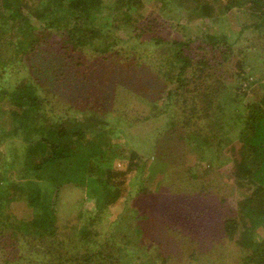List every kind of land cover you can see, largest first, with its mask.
Segmentation results:
<instances>
[{
  "label": "trees",
  "instance_id": "obj_1",
  "mask_svg": "<svg viewBox=\"0 0 264 264\" xmlns=\"http://www.w3.org/2000/svg\"><path fill=\"white\" fill-rule=\"evenodd\" d=\"M40 1H44L46 5L41 7ZM105 1L0 0V19L5 20V23L11 22L12 28L22 30L26 39L29 38L28 32H32L29 25L31 22L28 21V18L32 17L34 22L31 24L42 22L46 30L48 28L47 32L51 33L50 37L58 32L61 33L59 37L51 40L52 45H57L55 48L59 52L64 51L65 54L70 50H76L85 60L78 63L83 70L78 73L74 83L79 86L71 91L67 86L60 90V92L64 91L65 101L63 107L59 106L58 112L64 113H58L55 108H51V113H58V121L55 116L46 117L44 107L41 108L37 102V90L31 83L16 88H12L13 84H11L8 90L0 88L2 98L5 95L8 97L9 116L14 120L12 125L14 135L12 132L2 130L0 145L3 142L6 143V139L8 140V153L14 162V167L22 169L25 162L28 163L29 157L34 155L35 162L31 172L41 171L44 161L42 159L39 162V156L50 151L53 154L48 160L58 162V182L43 194L35 189H29L28 193L21 185V187L9 188L6 184L7 179L3 177L6 181L0 186L1 246L8 255L15 256L12 259L7 258L4 263L15 261L16 253L13 249L16 247L26 249L40 243L45 245L40 246L42 250H45L44 255H48L53 260L57 256L58 260L71 257V252L75 251L72 255L74 258L68 261L77 260L78 264H120L118 257L125 254L126 246L134 242L140 248V239L145 237L154 244L158 243L159 248H155V254L151 255L153 247L149 243L144 249L140 248L144 253L149 252L139 264H178L172 259L171 254L161 250L164 244L162 240L152 238L154 233L141 221L137 225L126 227L130 233L124 234L120 231L117 238L110 236L105 243L92 241L91 232L86 229L88 226L81 224L75 234L81 244H87L84 252L81 253L78 250V243V245L69 246L73 241L67 238L68 229L64 225L62 227V220H60L63 208L58 206L60 187L62 186L63 189L65 184H74L79 187V190H82L81 194L86 196L81 205L87 206V212L92 211L94 206L90 200L96 201L97 213L101 212L105 208L112 207L117 201L122 200L126 193L128 194L129 189L126 187L127 184L123 185V178L128 175V178H131L130 172L144 168L150 162L147 160L148 157L153 162H162L169 169L173 148L170 150L171 147L167 146V153L163 154L160 146L164 140L167 143L171 139L174 149L180 147L179 143L187 145L190 151L195 153L197 167L209 159L222 164V159L227 158L222 153V148L226 145L221 137L216 136L222 129L226 135L232 136L231 139L226 137V140L233 152L235 181L245 192L251 189L253 193L240 203V213L244 212L239 216L244 230L239 238L237 240L233 238L239 230V219L227 217L225 213L219 223L223 228L222 235L235 240L240 253L231 251L236 253L235 256L241 259L242 264H264V239L257 240L255 232L260 227L264 231V70H261L258 63L249 66L251 67L248 68L249 72H245L249 65V58L245 56V52L248 54L247 49L250 46L239 43L242 40L247 41L251 32L255 31H258L261 39L264 40V0H246L244 9L248 11L247 14L251 19L249 18L248 23L245 22L240 26V33H248L243 35L244 39L239 36L234 42L230 41L226 33L216 34L213 22L216 24L217 19L213 16L210 17L209 24H206L207 29L201 30L199 21H192L194 18L187 15V11L195 10L200 18L205 15L210 16L213 0H191L197 3L196 7H192L193 4L183 0L182 6H184L181 9L184 13L182 10L178 11L182 16L172 19L169 24L172 26L171 29L177 30L173 38H163L159 35L163 26H166L169 21L159 25L148 19L152 14L147 15L142 10L144 8L142 3L150 1V9L155 5L159 7L163 15H168L172 11L171 5L168 4L170 0H117L113 8L114 20L119 21L118 24L125 26L136 38L151 33L155 44H160L155 48L153 60H149L151 72L148 71L146 74L134 72L131 64H128L131 59L128 55L126 56L124 47L118 43L116 37L111 35L113 30L103 28L102 24L96 23L94 15L103 11ZM179 2L180 0L177 3ZM224 2H226L223 5L224 10L241 5L238 0H222V3ZM130 8L135 9V13L129 14ZM17 20H20V23ZM5 25L0 24V28L2 29ZM53 28L56 32L51 31ZM105 29L108 31L104 32ZM64 43L69 44L70 47L64 46ZM88 50L91 51L90 54H87ZM92 53L95 54L93 60H91ZM114 54L119 59L114 57L112 62H109L108 55L111 57ZM122 56L124 59H121ZM140 61L142 59L139 58ZM109 64L111 66H108ZM139 65L144 69L143 64ZM152 70L158 74L155 76L156 79L151 78ZM124 71L128 72L126 75L129 74L132 80L136 78L142 81V84L135 87L138 89L135 91L138 94L144 93L143 99L155 101L154 104H150L149 116L167 114L163 116L166 119L164 124L156 128L153 135L143 140L144 145L140 146L131 145L127 139L123 137L119 139V136L115 135L122 126H114L118 130L116 131L113 126L109 129L111 124L106 122L104 126L107 128H103V124L99 126V123L94 124L82 117L79 120L75 117V113L70 114L67 111L76 107L77 98L75 97L84 93L91 96L95 89L101 88L103 92L99 98L104 104L101 103L98 106L92 102L95 108L91 109V112L105 114L107 117L110 114L116 121L122 123L126 118L125 114H117L114 110H110L108 105L112 104L116 98V87L121 86L120 83L123 80L120 78L125 74ZM158 78L160 82L156 84L155 81ZM148 81H152L153 85L149 86ZM128 83L130 84L131 81L128 80ZM135 83L132 81L131 85ZM144 83L146 87L143 86ZM106 88L110 89V93H104ZM248 95H252L253 98L245 102ZM84 109L80 107L76 112H80L82 116ZM229 111L231 113H228ZM227 114L229 119L225 116ZM149 116H145L143 120H147ZM135 121L138 120L130 118L127 124H133ZM205 128L208 129L204 130ZM212 130L216 131L215 134L210 132ZM23 132L24 135L19 136ZM29 135L39 136L41 140L32 144L29 142ZM11 136L17 137L18 141L8 139ZM149 141L153 143V147L150 146ZM144 147L149 150L147 156L145 154L143 156L140 152V149ZM152 148L153 150H150ZM4 163L7 162L4 161ZM220 168L224 166L221 165ZM218 170V166L213 165L200 167L195 170V173L191 172V177L199 179L200 182L206 178L214 180V175L220 177L215 172ZM31 172H25L24 178L32 177ZM135 186H138L137 182ZM159 189V180L151 182L148 186L141 184L138 188V194L142 195V199L139 208L135 211L140 212V208L143 212L145 211L143 220L147 219L151 209L155 210L153 208L156 207V202L149 195H158ZM50 191L51 195L44 198ZM17 195H20V199L29 200L28 206H32L33 209L29 220L21 219L15 223L12 222L10 213H7L6 203L16 201ZM82 210L79 214H82ZM163 211L167 213V208ZM5 217H8L9 222L4 219ZM209 225L218 227L211 218ZM60 230L64 231L65 235ZM125 255L133 257L129 253ZM220 256L221 254L217 257Z\"/></svg>",
  "mask_w": 264,
  "mask_h": 264
},
{
  "label": "rangeland",
  "instance_id": "obj_2",
  "mask_svg": "<svg viewBox=\"0 0 264 264\" xmlns=\"http://www.w3.org/2000/svg\"><path fill=\"white\" fill-rule=\"evenodd\" d=\"M116 1L117 0H106L104 2L105 7H103V11L94 15L96 17V23L102 24L103 28L113 30L111 35L116 37L118 43L124 47L126 56L128 55L131 59L128 64H131L135 73L146 74L148 71L151 72L149 60H153L152 55L156 53L155 48L160 44H155V40L151 38L153 36L151 33L144 37L136 38L125 26L121 23L118 24L119 21H115L113 18V13L115 12L113 8ZM182 1L183 0H180V2L177 3L178 0H170L168 4L171 5L172 11L168 15L165 14L167 16L162 14L158 6L153 5L152 9H150V1L142 3L144 8L142 7L143 9H141L147 13V15L152 14L148 19L153 20L155 23L157 22L159 25L169 21L166 26H163L159 35L163 38H173L174 32H177V30L174 31L171 29L172 26L169 24H171L172 19L182 16L178 13V11H183V9H181L184 6H182ZM238 1L241 4L240 6L224 10L223 5L226 4V2L222 3V0H213V8L210 9V16L205 15L200 18V15H198L199 13L195 10L192 12L187 11V15L190 18H194L192 21H199L201 30L207 29L206 24H209V21H211L210 17L213 16L214 19H217L216 24L213 22L216 28L214 30L216 34L220 35L226 33L230 41L234 42L237 41L239 36L244 39L243 35H246L248 32L241 34L240 26L245 22L248 23L249 18L251 19L247 14L248 11L244 9L246 0H243V2L242 0ZM186 2H190L193 4L192 7H196L197 3L195 1L186 0ZM45 5L46 3L44 1H40L41 7ZM132 6L135 7L134 5ZM135 11V9L130 8L129 14H133ZM28 21L32 23L34 22V18L29 17ZM17 22L20 23V20H17ZM2 23L6 25L2 29L0 28V88L8 90L11 84H13L11 85L13 86L12 88H16L31 83L37 90V102L41 108L44 107L43 109L46 112V117L55 116V119L58 121V113H64L58 112V108L59 106L63 107V102L65 101L63 96L64 91L60 92V90L67 86L71 91L79 86L74 83V81L78 78V73L83 70V67L80 68L78 63L85 62L84 58H82L81 54L78 51L76 52V50H70L69 52L65 51V54L64 51L59 52L55 48L57 45H52L51 40L59 37L61 33L58 32L56 35L53 33L54 36L50 37L49 34L51 33L47 32L48 28L46 30L42 22L33 25L29 23L32 32H28V39L24 37V32L22 30L18 31L12 28L11 22L5 23V20L0 19V24ZM196 26L194 27L196 28ZM54 29L55 28L51 31L56 32ZM108 30L105 29L104 32ZM259 34L258 31L254 33L251 32L247 41L242 39V41H239L243 46H250V48L247 49L248 54L245 52V56L249 58V65L245 69V72L248 71V68H251L249 66H252V64L257 65L258 63L262 68L261 70H264V40L261 39ZM19 46L21 47L19 48ZM64 46L70 47L67 43H64ZM83 48L87 49L84 46ZM89 50L87 54L91 53ZM114 57L119 59L115 54L111 55V57L108 55V58H110L109 62H112ZM138 57L142 59V61L139 62ZM94 58L95 54L92 53L91 60ZM121 59H124V57L122 56ZM111 64L108 66H111ZM139 64H143L144 69H142V66ZM123 73L125 74L120 78V80H123L120 83L121 86L116 87V98L112 101V104L108 105V108L114 110L117 114H125L124 116L126 118L122 123L116 121L110 114L107 117L105 114L101 115L100 113L94 114L91 112V109L95 108L92 102H95L98 106L103 103L102 99L99 98V95L103 92L101 88L95 89V91H93L94 94L91 96H89L90 94L84 93L85 95L81 94L75 97L77 98L75 102L76 107L67 109V111L70 114L75 113V117L79 120H81L82 117L94 124L99 123V126L103 124V128H107V126H104L106 122L111 124L109 129L111 126H113V129H115L114 126H122V129L119 131L115 129L118 131L115 135H118L119 139H121V137L127 139L131 145L138 144V146H140L143 144V140H147V137L153 135L156 128H160V126L164 124L166 119L163 116L167 114L165 113L162 116H149L150 104H154L155 101L143 99L145 94H138L135 91L138 90L135 89V87L138 84H142L141 80L136 78L132 80L129 74L126 75V73H128L127 71ZM152 73L153 77L151 78L156 79L155 76H158L157 72L155 73V70H152ZM128 80H130L131 83L132 81L136 83L131 85V83H128ZM148 82L149 86L153 85L152 81ZM150 82L152 84H150ZM159 82L160 79L158 78L155 83L157 84ZM143 86H145V83ZM55 88L58 90H54ZM104 91V93H110L109 88L104 89ZM58 92L60 93L58 94ZM252 98V95H248L245 102L251 101ZM162 100H164V98H162ZM8 102V97L6 95L3 98L0 95V132L4 130V132H12L14 135V130L12 128L14 120L9 116L10 107L8 106ZM80 107L82 109L85 108L82 112V116L80 112H76ZM51 108H55V111L58 113H51ZM228 113H231V111ZM228 115L229 114L225 116L228 118ZM145 116H149V118L143 120ZM130 118L138 121H135L133 124H127ZM207 129L208 128H205L204 130ZM236 130L238 132V129ZM23 131L25 132L26 130L23 128ZM24 132L19 136L22 137ZM210 132L215 134L216 131L212 130ZM90 133L93 132L90 131ZM90 133L88 132V137ZM216 136L219 138L221 137L222 141H225L226 146L222 148V153L227 156V158L222 159V164L211 161L210 159L209 161H203L202 164H199L201 168L207 167L208 165L218 166L219 170L215 172L220 177L218 178L214 175V180L206 178L202 179L200 182L199 179L192 178L191 172L195 173V170L200 168L196 166L198 163L195 153L193 151L191 152L189 147L184 143H179L180 147L174 149V146L171 145L172 140L169 139L167 143L165 140L162 141L160 146V151L163 154L167 153V146L171 147L170 150L173 148L170 155L172 162L169 164V169H167V166L162 162H153L150 157H148L147 160H150V162L144 168L136 172H130L131 178H128L129 175L126 176L123 178L124 182L121 180L122 183H124L123 185L127 184L126 187H128L129 192L125 194L122 200L117 201L108 209L105 208L103 211L97 213L96 201L90 200L91 204L94 206L92 211L87 212V206L81 205V203H83L82 200L86 197L81 194L82 190H79V187L74 184H65L63 189L61 186L58 194V206L61 208L63 207L62 211L60 210V220H62V227L64 225L68 229L67 238L74 242L69 244V242L65 241V243L69 244V246L78 243V250L83 253L87 244H81L75 234V231L78 230L81 224L88 226L86 229L91 232L90 237H92V241L95 240L105 243L110 236H115L117 238L120 235V231H123L124 234L127 232L130 233V230L126 227L128 225H137V223L141 221L154 233L152 238L156 237V239L162 240L164 244L161 250L171 254L172 259L177 261L178 264H242L241 259L235 256L240 250L236 246L235 240L239 238L240 233L244 230L239 216L244 212L240 213V203L252 192V190L248 189L246 190L247 192H245L235 181V168H233L234 165L232 162L233 152L226 140V137L231 139L232 136H230V134L226 135L222 129ZM8 139L18 141V138L13 136ZM28 139L32 144L41 140L39 136L33 137V135H29ZM6 141V143L3 142L0 145V186L5 184L6 180H3L4 177V179H7L6 184L9 188L21 185L25 187L28 193L29 189H35L43 194L49 191L48 188L58 182V162L48 160L53 154L52 151L46 154L42 153V155L39 156L38 161L41 162L42 159L44 161L41 171L31 172V167L35 162L34 155L29 157L28 163L26 164L25 162L22 169H17L14 167V162L11 160V156L8 153V140L6 139ZM149 144L153 147L151 141H149ZM147 147L140 149L143 156L144 154L147 156V152L149 151ZM150 150H153V148ZM179 152L181 154H179ZM4 161L7 163H4ZM221 165L224 166V168L221 169ZM220 170L222 172H220ZM25 172H31L33 174L32 177L24 178L26 177ZM155 180L160 181L159 194L149 196L156 202V207L153 208L155 210L151 209L147 219L143 220L142 216L145 214V211L143 212L141 208L140 212L135 211L136 208H139L138 206L142 199V195L138 194V188L141 187V184L148 186ZM136 182L138 184L137 187L135 186ZM154 193H156V191ZM50 195L51 191L49 194H46L44 198ZM87 198L89 200V197ZM15 199L16 201L6 203L7 213H10L12 222L16 223L21 219L29 220L33 209L32 206H28L30 204L29 200L20 199V195H17ZM164 208H167V213L163 211ZM81 210L82 214H79ZM224 213L227 217H237V220L239 219V230L233 237L235 240H230L226 235H222L224 232L219 223ZM210 218L215 224H218V227L216 225H213L214 227L209 225ZM4 219L9 222L8 217ZM85 230L82 231L84 232ZM61 232L65 235L64 231ZM255 232L257 233V240L261 241L264 239V231L261 227ZM1 240L0 235V264H5L4 262L7 258L12 259L15 256L7 254L5 249L1 246ZM148 243L153 247V252L150 253V255L155 254V248H159L158 243L154 244L145 237L140 239V248L144 249ZM42 245L45 246L44 244L37 243L36 246H30L26 249L16 247L13 249V252L16 253L15 261L6 264H78L77 260L68 261V259L74 258L72 255L75 251L71 252V257L58 260L57 256L56 259L53 260L51 257H48V255H44L45 250L40 248ZM140 248L136 246L134 242H131L126 246L125 254H132L133 257H128V255L125 254L121 255L118 257L119 263H141L145 259L146 253L149 251L144 253ZM54 253L56 254V251H54ZM220 254L221 256L218 258L217 256Z\"/></svg>",
  "mask_w": 264,
  "mask_h": 264
}]
</instances>
